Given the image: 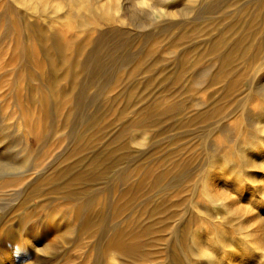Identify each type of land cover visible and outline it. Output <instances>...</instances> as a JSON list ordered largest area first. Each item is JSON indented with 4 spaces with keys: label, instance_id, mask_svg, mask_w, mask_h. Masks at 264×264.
Segmentation results:
<instances>
[{
    "label": "rangeland",
    "instance_id": "374dc122",
    "mask_svg": "<svg viewBox=\"0 0 264 264\" xmlns=\"http://www.w3.org/2000/svg\"><path fill=\"white\" fill-rule=\"evenodd\" d=\"M145 1L131 25L130 0H0V252L264 264L248 182L229 184L243 147L262 159L246 122L264 117V16L250 22L255 0ZM114 29L126 46L96 71Z\"/></svg>",
    "mask_w": 264,
    "mask_h": 264
},
{
    "label": "bare ground",
    "instance_id": "6f19581e",
    "mask_svg": "<svg viewBox=\"0 0 264 264\" xmlns=\"http://www.w3.org/2000/svg\"><path fill=\"white\" fill-rule=\"evenodd\" d=\"M60 1H62V3L67 5H74L77 4L79 0H60ZM166 1L167 0H159V3ZM229 2H225V4ZM145 4H147L145 0L143 1L130 0L129 5H127L125 16L119 17L118 22L121 23L123 20H127L132 25L135 16V10H134L135 5H145ZM255 4L258 10H260V13H256L257 15L254 14L255 16L253 15V18L250 21L251 23L257 22L259 16H264V0H255ZM163 7H164V12L166 14H169L171 16L174 15V11H175L174 9L168 10L166 6ZM243 8L244 6H241L240 8H238L239 11L237 9L236 10L238 12H242ZM125 39L126 38L124 32L119 29H114L107 32L99 33L96 39V45L92 49V54H96L95 51H97L98 49H104L105 51H104V55H102L101 58L98 59L96 63H94V68L96 69V71H98V69L104 68L109 60H113L116 57V53H118L119 51L122 52L123 48H125L126 46V43H123ZM253 47L254 48L257 47V43L248 44V49ZM245 52L246 50L244 49L243 54ZM94 76H95L94 74L90 75V79L94 78ZM261 92H262L261 93L262 97L264 99V91ZM252 127H254L253 129L254 132L253 134H251L250 139H248V141L251 142L248 148H252L253 151L255 150L256 156H259L262 159L259 160V163H255L254 160H252L251 156H249L246 153V149H244L243 147L239 153V157H238L239 162L232 169L236 177L234 178V180L230 181L229 184L231 186L242 189L245 186H247L245 185V182H248V191H250L249 203H248L249 212L256 213L255 217L257 218L259 223L264 227V117L257 119H249L246 122V128H252ZM2 145L3 143L0 142V156L7 154L6 151L3 150ZM252 168H254L255 171H251L250 169ZM6 170H8L7 166L1 165L0 171L4 172ZM33 237L34 236H31L29 238V241L33 239ZM37 240L39 239L37 238ZM36 243L39 244L38 241L35 240L32 241V245H35ZM25 245L22 248H17L16 251L14 250L8 251L11 248L10 245H8L7 250L0 252V264H33L30 262L31 253L27 255L28 247ZM0 246H3L2 243H0ZM11 252H13V254ZM232 253L235 255V257L238 258L237 260H233L234 263L236 264L245 262L247 256H248V260H250V257L253 256V254H249L245 251L234 250ZM236 254H238V256H236Z\"/></svg>",
    "mask_w": 264,
    "mask_h": 264
}]
</instances>
